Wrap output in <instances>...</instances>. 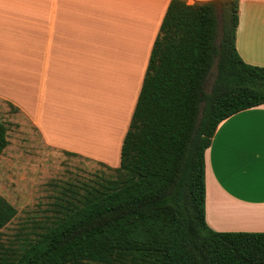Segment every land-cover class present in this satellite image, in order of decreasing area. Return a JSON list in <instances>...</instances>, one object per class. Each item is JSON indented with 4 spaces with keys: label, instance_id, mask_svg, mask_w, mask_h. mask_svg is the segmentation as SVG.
<instances>
[{
    "label": "trees",
    "instance_id": "trees-1",
    "mask_svg": "<svg viewBox=\"0 0 264 264\" xmlns=\"http://www.w3.org/2000/svg\"><path fill=\"white\" fill-rule=\"evenodd\" d=\"M237 23L238 0L221 1L220 22L212 0L169 1L119 165L63 188L36 237L0 244V264H264V232L214 231L204 219V153L217 125L264 103V67L239 56ZM7 130L0 119V155ZM15 214L0 195V229Z\"/></svg>",
    "mask_w": 264,
    "mask_h": 264
},
{
    "label": "crops",
    "instance_id": "crops-1",
    "mask_svg": "<svg viewBox=\"0 0 264 264\" xmlns=\"http://www.w3.org/2000/svg\"><path fill=\"white\" fill-rule=\"evenodd\" d=\"M160 1L155 4L160 9L156 24L137 28L135 42L122 46L110 36L101 43L98 29L92 26V11L63 7V0H0L2 105L10 101L48 146L83 152L72 138L57 135L56 126L76 123L74 105L88 104L78 99L85 90L81 79H100L114 63L123 64L124 79L131 83L112 100V111L123 123L113 163L117 167L152 44L170 0L163 6ZM235 48L245 62L264 67V0H238ZM99 52L110 59H102ZM75 74L84 78L76 79ZM91 88L89 84L87 89ZM204 161L207 226L220 232H264V103L219 122Z\"/></svg>",
    "mask_w": 264,
    "mask_h": 264
},
{
    "label": "rangeland",
    "instance_id": "rangeland-1",
    "mask_svg": "<svg viewBox=\"0 0 264 264\" xmlns=\"http://www.w3.org/2000/svg\"><path fill=\"white\" fill-rule=\"evenodd\" d=\"M143 1L146 0L134 2L133 0H63V7L78 6L85 11H92L93 24H91L94 31L98 29L100 42L102 43L106 36H110L109 38L124 46L135 42L137 28L153 27L156 24L160 9H156L155 4L159 3V0L158 2L147 0L145 4ZM161 1L163 6L165 0ZM212 1L220 22L222 0ZM133 14L134 18L136 15L144 16L147 18L146 22L144 24L135 22L134 18L131 19ZM101 58L109 60L110 55L101 54ZM113 65V68L110 66L104 75L101 74L100 79H81L84 78L83 75L75 74L76 79H81L80 82L85 87L78 99L81 97L88 104L74 105V112L77 113L76 123L65 122L56 126L57 135L72 138L81 146L79 148L83 152L62 151L48 146L40 137L36 127L32 126L27 118L22 117V114L13 110L10 101H8L9 105H2L4 100L0 97V119L8 128V145L0 155V195L16 209L15 216L0 229V244L4 248L23 245L36 237L38 232L51 222L58 204L63 201V188L79 186L83 182L94 183L112 174L107 167L116 166L113 163L117 138L123 126V123L117 120L116 113L112 111V100L120 90L122 93L127 91L130 87L129 81L131 83V80L124 79L123 64ZM214 72L215 66L207 77L206 91L210 89ZM89 84L93 87L90 89L91 92L87 89ZM107 91L108 96L112 97L105 101L102 96ZM7 92L10 93L11 90ZM33 98L35 99V96ZM104 101L106 106L103 105ZM102 105L103 108L109 109L106 112L109 129L108 133H104L106 138L104 143L100 139V130L103 127L97 125L99 117L94 114L102 108ZM89 107L91 110L88 109ZM64 151L74 155L66 154Z\"/></svg>",
    "mask_w": 264,
    "mask_h": 264
},
{
    "label": "bare ground",
    "instance_id": "bare-ground-1",
    "mask_svg": "<svg viewBox=\"0 0 264 264\" xmlns=\"http://www.w3.org/2000/svg\"><path fill=\"white\" fill-rule=\"evenodd\" d=\"M135 0H133V2H134ZM145 2H147V0L146 1H143V3L145 4ZM132 5H133V3H131ZM147 9V8H146ZM147 15V14H146ZM132 16V18L131 19H133L134 18V14L133 15H131ZM148 16H150L149 14H148ZM146 19L147 18H145L144 16H140V15H136V18H134V20H135V22L136 21H138L139 23L141 22H143V24L146 22ZM148 19H149V17H148ZM103 91V90H102ZM108 91L102 96V99L103 100H109V98H111L110 96H108ZM100 101H101V99H100ZM105 101H104V106H106V103H105ZM103 108V107H102ZM102 108H100L99 109V111H97L96 113H94V114H96L98 117H99V119H98V121H97V123H99V124H97V125H100V126H102L103 127V129H101L100 130V139H101V141L104 143V142H106V138L104 137V133H108V129H109V124L107 123V120H106V112L109 110V109H105V108H103V111H101L102 110ZM102 114L104 115V116H102ZM86 115H88V114H86ZM87 122V121H86ZM87 126V125H86ZM101 127V128H102ZM109 144V143H108ZM107 144V145H108Z\"/></svg>",
    "mask_w": 264,
    "mask_h": 264
}]
</instances>
